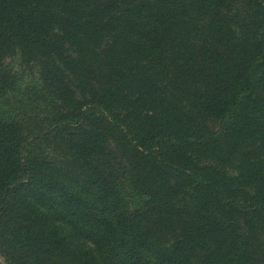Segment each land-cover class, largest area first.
Listing matches in <instances>:
<instances>
[{"label":"trees","instance_id":"trees-1","mask_svg":"<svg viewBox=\"0 0 264 264\" xmlns=\"http://www.w3.org/2000/svg\"><path fill=\"white\" fill-rule=\"evenodd\" d=\"M0 258L264 264V0H0Z\"/></svg>","mask_w":264,"mask_h":264},{"label":"rangeland","instance_id":"rangeland-1","mask_svg":"<svg viewBox=\"0 0 264 264\" xmlns=\"http://www.w3.org/2000/svg\"><path fill=\"white\" fill-rule=\"evenodd\" d=\"M8 61H9V62H12V59H9ZM0 262L3 263L1 258H0ZM3 264H4V263H3Z\"/></svg>","mask_w":264,"mask_h":264}]
</instances>
